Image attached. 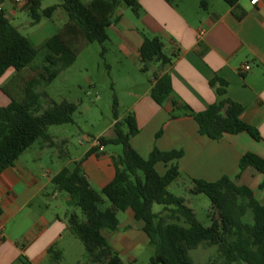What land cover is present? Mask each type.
<instances>
[{
  "label": "crops",
  "instance_id": "crops-1",
  "mask_svg": "<svg viewBox=\"0 0 264 264\" xmlns=\"http://www.w3.org/2000/svg\"><path fill=\"white\" fill-rule=\"evenodd\" d=\"M250 1L240 0L233 10L215 1L202 9L198 0H139L138 18L120 8L115 13L117 21L107 30L105 45L122 64L146 77L139 89L128 92L129 110L138 129L130 146L144 160L154 149L182 152L176 161L179 179L210 183L223 177L233 179L239 174L238 164L244 153L264 159V0L254 6ZM6 3L2 9L13 24L16 11L21 10L13 6L7 9ZM235 12L243 17L237 19ZM61 13L64 12L57 10L49 20L56 16L63 26L67 18ZM144 38L159 39L172 57L171 66L161 74L169 76L173 95L161 106L150 97L154 85L151 77L159 72L158 65H151L146 74L140 71L138 50ZM245 65L249 70L241 72ZM15 76L9 70L0 86L9 84ZM215 78L227 83V98L243 107L241 121L256 129L262 142L246 134L212 141L200 136L194 120L172 105V100H177L192 112L205 111L220 100L209 85ZM8 103V96L0 91V107ZM113 124L108 131L112 132ZM112 137L113 132L106 138ZM52 142V146H40L44 149L41 154H32L28 149L12 167L0 173V264H13L20 256L31 264H54L56 259L59 264H84V248L67 226L69 214L80 216L78 210L69 207L68 196H62L51 184L52 178L67 167L60 162L58 150L49 155V160L43 156L47 148L56 147ZM90 149L91 145L69 163L84 159ZM117 156L116 152L107 155L103 149L83 161L82 172L93 190L100 191L113 180V159ZM168 167L158 164L155 169L163 176ZM236 184L248 188L264 205V176L249 168L239 174ZM117 219L115 231L103 232L107 244L122 264H149L153 251L141 224L131 211L118 213ZM215 251L201 246L192 251V260L207 264L217 259Z\"/></svg>",
  "mask_w": 264,
  "mask_h": 264
},
{
  "label": "trees",
  "instance_id": "trees-1",
  "mask_svg": "<svg viewBox=\"0 0 264 264\" xmlns=\"http://www.w3.org/2000/svg\"><path fill=\"white\" fill-rule=\"evenodd\" d=\"M6 1L0 0V5ZM58 1L59 5L44 10H41L40 0H29L19 7L31 25L51 19L57 10L66 15L67 21L40 49L20 34L3 10L0 12V80L9 70L16 73L9 84L0 86V91L9 98V103L0 107V173L12 167L38 140L52 146L53 142L46 134L48 127L73 122L72 116L76 112L73 103L62 101L40 111V98L45 94L38 91L39 86L50 85L90 44H99L103 55L106 52L104 45L108 42L107 30L117 21L115 13L118 9H129L136 18L141 14L139 0ZM220 1L235 10L240 0ZM200 7L207 9L208 4L202 0ZM234 14L237 19L243 17V14ZM40 51L45 52L44 65L30 68ZM138 59L143 74L149 72L151 65H158L159 72L151 77L154 85L150 97L161 106L173 95L169 76L161 74L171 66L172 57L159 39L144 38ZM26 70H32L34 74L24 81L21 76ZM209 85L220 100L205 111L192 112L186 105H179L177 100H172V105L194 120L200 136L212 141L246 134L255 142H262L257 130L241 121L243 107L227 98V83L215 78ZM115 106L114 102V109ZM113 115V137L97 139L103 148L109 145L122 147L121 155L113 159V180L96 192L82 172L83 161L97 153L98 148L90 149L84 159L74 162L70 169L63 168L51 180L57 192L68 196L69 207L80 212V216L69 214L67 226L84 248V264H122L107 244L103 232L115 231L117 214L128 211L141 224V231L152 248L149 264H196L190 252L201 246L216 249L217 259L207 264H264V205L255 200L248 188L236 184L239 174L249 168L264 176V159L247 152L241 156L239 174L233 179L223 177L213 183L190 180L189 192L204 195L211 204L210 226L204 227L185 206L184 200L167 190L180 177L176 161L182 157V152L154 149L146 160L142 159L129 143L138 133L134 117L129 115L119 121L116 113ZM158 164L169 165L163 176L155 169ZM105 201L110 204L109 208H104ZM153 205L161 206L162 212L153 213ZM53 262L59 264V259ZM13 264L31 263L20 256Z\"/></svg>",
  "mask_w": 264,
  "mask_h": 264
},
{
  "label": "rangeland",
  "instance_id": "rangeland-1",
  "mask_svg": "<svg viewBox=\"0 0 264 264\" xmlns=\"http://www.w3.org/2000/svg\"><path fill=\"white\" fill-rule=\"evenodd\" d=\"M203 1L208 5L211 1L219 2L223 6L226 5L220 0ZM56 4H59L58 0H41V10ZM10 7L11 4L7 2L6 8ZM123 9L127 14H132L129 9ZM61 14L63 18H66L64 13ZM13 25L20 34L28 39L33 47L40 49L45 41L55 35L58 29L62 27V20L55 16L52 20L43 19L39 24L31 25V21L25 12L16 11ZM104 48L106 52L101 55L102 48L99 44L88 45L77 56L71 67L62 71L50 85H41L38 88L40 93L45 94V97L40 98V111L62 101L73 103L76 106L71 124L52 126L46 129V134L55 142L56 147L47 148L43 156L49 160V155L58 150L62 156L60 162L64 166L66 165L68 169L72 168L69 163L70 160L82 155L98 138H106L112 134L108 130H110V125L114 123V113L120 121L131 115L129 110L131 100L128 97V92L131 89H139L146 82L145 75L136 74L132 69L130 70L122 64L124 62L120 61L118 55L109 46L104 45ZM44 55L45 52L40 51L30 68H39L44 65ZM33 74L32 70H26L22 73L21 78L25 81L33 77ZM114 102L116 103L115 109ZM62 142L64 143L62 144ZM44 144L43 140H38L30 148V152L41 154L44 149L41 150L40 146ZM103 149L107 155L115 152L117 155L122 153L121 146L109 145ZM190 185L186 179H178L167 190L170 194L182 198L185 206L195 214L198 222L204 227H209L211 204L204 195L191 194L189 192ZM61 194L66 196L65 193ZM109 207L110 204L105 201L104 208ZM77 212L80 215L79 210ZM152 212L160 213L162 207L153 205ZM214 255L217 257L216 251ZM190 256L194 259L193 252H190ZM196 262L204 264L200 259Z\"/></svg>",
  "mask_w": 264,
  "mask_h": 264
},
{
  "label": "built area",
  "instance_id": "built-area-1",
  "mask_svg": "<svg viewBox=\"0 0 264 264\" xmlns=\"http://www.w3.org/2000/svg\"><path fill=\"white\" fill-rule=\"evenodd\" d=\"M29 0H7L6 2H9L11 4V6L13 7H21V6H24ZM258 3V0H251L250 1V5L251 6H254ZM2 6L3 5H0V12L3 10L2 9ZM202 34V33H200ZM249 66L248 65H245L242 69H241V72H246L249 70ZM92 148H98L99 152H102L103 151V147L100 146L98 140H96L92 145ZM2 232H3V226L0 222V236L2 235Z\"/></svg>",
  "mask_w": 264,
  "mask_h": 264
}]
</instances>
